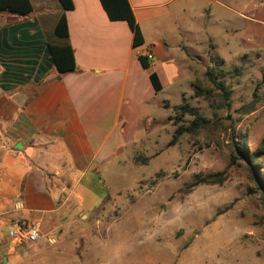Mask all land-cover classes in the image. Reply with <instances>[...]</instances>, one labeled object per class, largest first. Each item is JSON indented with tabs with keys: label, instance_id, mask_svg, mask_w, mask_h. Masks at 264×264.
<instances>
[{
	"label": "rangeland",
	"instance_id": "rangeland-1",
	"mask_svg": "<svg viewBox=\"0 0 264 264\" xmlns=\"http://www.w3.org/2000/svg\"><path fill=\"white\" fill-rule=\"evenodd\" d=\"M223 1L228 7L190 0L185 13H173V41L187 44V56L175 52L173 80L134 150L100 165L72 199L82 204L62 212L71 237L65 264H264V193L245 159L233 162L231 153L237 145L256 151L264 136V6L257 19L245 11L250 0ZM206 8L213 17L203 18ZM183 104L193 112L179 119ZM196 116L206 121L171 144ZM256 166L264 179V156ZM218 172L223 183L193 186Z\"/></svg>",
	"mask_w": 264,
	"mask_h": 264
},
{
	"label": "crops",
	"instance_id": "crops-1",
	"mask_svg": "<svg viewBox=\"0 0 264 264\" xmlns=\"http://www.w3.org/2000/svg\"><path fill=\"white\" fill-rule=\"evenodd\" d=\"M189 1L129 0L145 38L134 46L129 23L111 20L100 0H73L66 17L78 68L62 75L49 50L50 42L64 40L55 34L60 1L31 0L27 15L0 11V264H65L63 246L71 237H64L62 212L79 207L83 199H72L81 182L100 165L129 156L140 126L155 119L149 114L173 80L175 52L187 56V44L173 41V13H185ZM261 5L264 0H250L244 8L256 14ZM204 10L203 18L213 17ZM140 55L149 57V69ZM151 71L162 83L159 92ZM17 219L37 223L45 237H10ZM53 235L57 243L49 242Z\"/></svg>",
	"mask_w": 264,
	"mask_h": 264
},
{
	"label": "trees",
	"instance_id": "trees-1",
	"mask_svg": "<svg viewBox=\"0 0 264 264\" xmlns=\"http://www.w3.org/2000/svg\"><path fill=\"white\" fill-rule=\"evenodd\" d=\"M63 13L61 14L57 25L55 27V34L64 39L60 43H49V50L51 57L54 61L57 71L60 75L74 72L77 70V62L74 55V50L69 42V32L66 11L74 8L73 0H59ZM108 17L113 21L126 20L129 23L133 33H134V46L142 45L145 42L141 27L137 20L135 19L133 9L130 5L129 0H100ZM10 11L20 15H27L33 11V4L31 0H0V11ZM139 60L144 68L149 69L151 67V61L147 55H140ZM207 75L211 80L216 83L219 89L224 91V97L228 99L229 90L224 80H217L214 68H209L207 70ZM150 78L153 83L155 91L159 92L163 89L162 83L159 79L158 74L155 71H151ZM167 107V105H165ZM177 110H181V116L178 117L182 119L186 113L193 112L188 104H183L176 107ZM194 114V113H193ZM206 121L205 118L196 116L190 127L184 128L183 126L176 129L171 144L175 141L178 135L182 134L184 130H193L201 125L202 122ZM242 144V142H240ZM244 144V143H243ZM233 162L238 157H243L248 163V168L251 174V178L261 187L264 193V179L260 176L257 170V161L264 156V136L258 144L256 151L251 152L247 147L242 145H237L236 149L231 150ZM226 179L225 172L211 173L204 176H199L198 180L193 182V186H197L202 183H223Z\"/></svg>",
	"mask_w": 264,
	"mask_h": 264
},
{
	"label": "built area",
	"instance_id": "built-area-1",
	"mask_svg": "<svg viewBox=\"0 0 264 264\" xmlns=\"http://www.w3.org/2000/svg\"><path fill=\"white\" fill-rule=\"evenodd\" d=\"M10 237L18 240H25L27 242H39L45 236L37 223H33L27 219L14 220L9 228ZM49 242L57 243V236L53 235L48 238Z\"/></svg>",
	"mask_w": 264,
	"mask_h": 264
}]
</instances>
